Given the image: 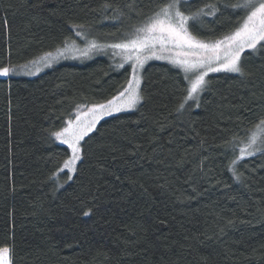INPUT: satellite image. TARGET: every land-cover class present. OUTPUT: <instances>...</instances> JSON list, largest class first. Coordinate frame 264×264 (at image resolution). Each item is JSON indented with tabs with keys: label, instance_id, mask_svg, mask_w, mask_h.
<instances>
[{
	"label": "trees",
	"instance_id": "trees-1",
	"mask_svg": "<svg viewBox=\"0 0 264 264\" xmlns=\"http://www.w3.org/2000/svg\"><path fill=\"white\" fill-rule=\"evenodd\" d=\"M236 2L188 0L185 11L218 3L223 14L197 24L202 38L215 39L242 19V12L224 9ZM158 3L0 0V66L19 69L65 37L84 44L71 24L85 25L100 44L118 42ZM259 51L244 65L251 75L210 74L201 106L189 102L180 112L182 74L147 63L143 100L97 125L73 181L63 173L49 179L70 155L49 133L72 119L78 105L110 99L131 68L118 69V60L101 54L34 78H0V246L15 243V264H264V156L240 163L244 184L227 171L231 153L223 156L226 142L237 149L264 114Z\"/></svg>",
	"mask_w": 264,
	"mask_h": 264
},
{
	"label": "snow or ice",
	"instance_id": "snow-or-ice-1",
	"mask_svg": "<svg viewBox=\"0 0 264 264\" xmlns=\"http://www.w3.org/2000/svg\"><path fill=\"white\" fill-rule=\"evenodd\" d=\"M28 2L31 3V0ZM187 3L188 0H159L152 15L147 16L138 26H133L118 42L110 44H100L96 39H89L91 33L85 25L71 24L69 30L74 33L75 38L84 42V48L77 45L76 39L65 37L62 46L43 52L27 65L19 66L25 70V74L33 75L40 72L42 67L51 68L60 59L68 58L71 53L80 52L87 56L93 51L111 49L113 57L121 60L116 68H125L126 64L131 67L129 77L115 95L104 103H96L90 107L78 105L74 120H65L60 130L49 133L50 139L66 145L71 153L49 177L50 180L58 181L63 173L67 176V181H73L83 163V145L92 138L91 134L97 130L99 122L107 116L137 108L144 98L140 71L148 61H165L178 70V74H182L186 87L177 112L191 108L192 104L189 102H194L197 108L201 106V94L208 92L212 85L209 78L211 73H230L238 77L251 75L244 65L249 56L264 49V0H237L236 3L225 4L224 9L231 8L236 14L242 12L243 17L234 30L215 39L202 38L197 24H202L204 17L223 14L220 5L205 4L195 11H185ZM35 7L43 5L37 4ZM110 7L105 5L106 9ZM117 19H122V14ZM3 26L8 27L7 19L3 21ZM259 55L264 58V51H259ZM29 65L35 67V73L28 70ZM13 74H18L16 66L11 63L0 66V77ZM84 107L87 108L86 111L83 110ZM240 143L242 146L239 147V154H236V143L226 142L223 156L227 159L231 153L227 171L232 173L235 182L244 184V174L238 172L240 163L249 157H256L257 153L264 156V114L251 130L247 142ZM62 187L64 185L57 183V189ZM91 214V209L83 213L85 217ZM227 223L228 226H234L231 220ZM224 231V228L220 229L221 234ZM0 264H15L14 242L0 246Z\"/></svg>",
	"mask_w": 264,
	"mask_h": 264
},
{
	"label": "rangeland",
	"instance_id": "rangeland-1",
	"mask_svg": "<svg viewBox=\"0 0 264 264\" xmlns=\"http://www.w3.org/2000/svg\"><path fill=\"white\" fill-rule=\"evenodd\" d=\"M81 49L82 48H84V44H77ZM101 54H104V56H107L108 58H110V59H113V60H118L117 61V64H119L120 62H121V60H120V58L119 57H113V55H112V50L111 49H105V50H101V51H93V52H90L87 56H85V55H82L80 52H74V53H71L69 56H68V58H66V59H60L58 62H56L52 67H54V66H57L58 64H60V63H68V62H76V63H79V62H87V61H90L91 59L90 58H92V57H94V56H98V55H101ZM158 60H150V61H148L147 63H149V62H157ZM159 62H163V63H165V64H167L165 61H159ZM146 63V64H147ZM145 64V65H146ZM144 65V66H145ZM168 65V64H167ZM126 66H129V68H131L130 67V65H128V64H126ZM171 66V65H170ZM48 68H43L42 67V70L40 71V72H38V73H36V74H33V75H28V74H25V70H23V69H21V68H19V69H17V73L18 74H15V76H18V77H22V78H34V77H36L37 75H39L40 73H42L43 71H45V70H47ZM28 70H30L31 72H33V73H35V67H33V66H31V65H29L28 66ZM141 71H142V69H141ZM141 71H140V74H141ZM211 74H213V73H211ZM0 78H4V77H0ZM142 82V81H141ZM138 106V105H137ZM137 109V108H136ZM135 109V110H136ZM83 110L84 111H86L87 110V108L86 107H84L83 108ZM135 110H128V111H123V112H120V113H116V114H114V115H112V116H107V117H105L104 119H106V118H111V117H115V115H118V114H126V113H130V112H133V111H135ZM73 120L75 119V114H74V116H73V118H72ZM104 119L103 120H101V121H104ZM100 121V122H101ZM99 122V123H100ZM254 129V128H253ZM252 129V130H253ZM251 135V130L248 132V135L246 136V138H244V139H241V141H243L244 143H246L247 142V138L249 137ZM55 143L57 144V145H59V146H64V147H66L67 148V146L66 145H62V144H60L59 142H56L55 141ZM258 143H259V141H258ZM240 146H242V144L241 143H239V146H238V148L236 149V152H238L237 154H239V147ZM264 145H262V147H263ZM69 152H70V150H69ZM71 154V153H70ZM257 155H259V153H257ZM256 155V156H257Z\"/></svg>",
	"mask_w": 264,
	"mask_h": 264
}]
</instances>
